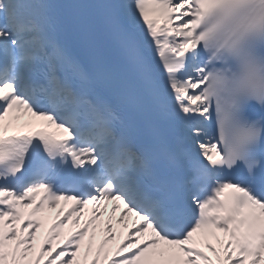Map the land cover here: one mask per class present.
<instances>
[{
	"label": "snow or ice",
	"instance_id": "obj_1",
	"mask_svg": "<svg viewBox=\"0 0 264 264\" xmlns=\"http://www.w3.org/2000/svg\"><path fill=\"white\" fill-rule=\"evenodd\" d=\"M0 264H264V0H0Z\"/></svg>",
	"mask_w": 264,
	"mask_h": 264
}]
</instances>
